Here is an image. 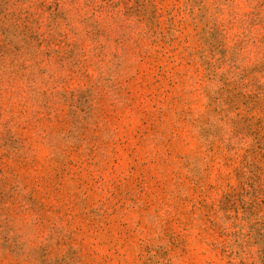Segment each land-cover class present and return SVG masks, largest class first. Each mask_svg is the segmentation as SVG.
<instances>
[{
    "label": "rangeland",
    "instance_id": "374dc122",
    "mask_svg": "<svg viewBox=\"0 0 264 264\" xmlns=\"http://www.w3.org/2000/svg\"><path fill=\"white\" fill-rule=\"evenodd\" d=\"M0 264H264V0H0Z\"/></svg>",
    "mask_w": 264,
    "mask_h": 264
}]
</instances>
